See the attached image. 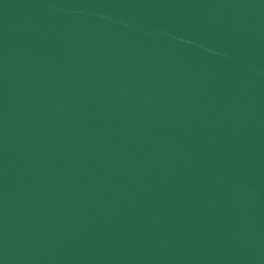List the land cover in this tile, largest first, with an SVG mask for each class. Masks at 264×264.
<instances>
[{
  "label": "water",
  "instance_id": "95a60500",
  "mask_svg": "<svg viewBox=\"0 0 264 264\" xmlns=\"http://www.w3.org/2000/svg\"><path fill=\"white\" fill-rule=\"evenodd\" d=\"M0 264H264V0H0Z\"/></svg>",
  "mask_w": 264,
  "mask_h": 264
}]
</instances>
